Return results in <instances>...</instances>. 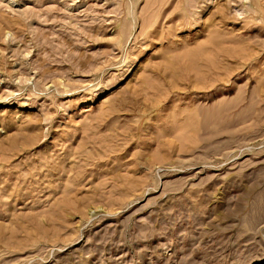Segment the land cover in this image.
I'll use <instances>...</instances> for the list:
<instances>
[{
  "label": "rangeland",
  "instance_id": "obj_1",
  "mask_svg": "<svg viewBox=\"0 0 264 264\" xmlns=\"http://www.w3.org/2000/svg\"><path fill=\"white\" fill-rule=\"evenodd\" d=\"M0 264H264V0H0Z\"/></svg>",
  "mask_w": 264,
  "mask_h": 264
},
{
  "label": "bare ground",
  "instance_id": "obj_2",
  "mask_svg": "<svg viewBox=\"0 0 264 264\" xmlns=\"http://www.w3.org/2000/svg\"><path fill=\"white\" fill-rule=\"evenodd\" d=\"M158 4H159V2H158ZM189 11V10H188ZM217 91V90H216ZM217 105V104H216ZM199 113H200V111H199ZM214 115H215V113H214ZM214 120V119H213ZM218 129V128H217Z\"/></svg>",
  "mask_w": 264,
  "mask_h": 264
}]
</instances>
